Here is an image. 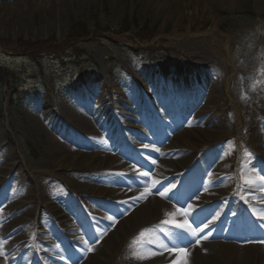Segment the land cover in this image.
I'll use <instances>...</instances> for the list:
<instances>
[{
    "label": "rangeland",
    "instance_id": "1",
    "mask_svg": "<svg viewBox=\"0 0 264 264\" xmlns=\"http://www.w3.org/2000/svg\"><path fill=\"white\" fill-rule=\"evenodd\" d=\"M74 20L86 27L71 31ZM226 37L232 64L216 53L226 54ZM233 65L237 113L225 97ZM198 128L212 136L190 168L161 166L162 153L187 149V131L204 140ZM255 138L264 142V0H0V264H86L76 253L83 242L110 264L102 259H112L116 240L125 251L112 264H182L139 258L159 254L165 224L144 223L125 237L145 218L127 205L132 195L164 192L189 205L192 218L204 205L209 219H222L216 229L231 230L224 209L256 205L264 189V146ZM169 140L178 148L168 150ZM156 142L160 149L148 151ZM95 154L114 163L91 169L104 159ZM153 160L172 172L153 180ZM130 168L138 176L124 177ZM232 253L194 262L232 264Z\"/></svg>",
    "mask_w": 264,
    "mask_h": 264
},
{
    "label": "bare ground",
    "instance_id": "2",
    "mask_svg": "<svg viewBox=\"0 0 264 264\" xmlns=\"http://www.w3.org/2000/svg\"><path fill=\"white\" fill-rule=\"evenodd\" d=\"M213 17L216 20L217 14L214 13ZM214 32H215V30L210 29V30L206 31L205 33L212 35V38L215 39L217 37V35H214L213 34ZM229 41H230V39L226 37L225 38L226 54L220 52L219 50H216V53L220 57L228 60L229 63L231 62V64H232L233 61L230 60V58H231V44H229ZM211 44H212V40H211ZM207 46H208V44H207ZM228 57H229V59H228ZM233 76H234V65L229 69V72H228L227 77H226V81H225L226 82V85H225V95L226 96L225 97H227V100L231 104V107L234 108L235 112L237 113L242 108L238 104V102L236 100H234V98L229 93V84H230ZM148 99L150 100L151 98L148 97ZM206 120L207 119H205V120L203 119L202 123L205 122ZM81 123H82L81 126L84 127V130L93 131L91 128H88V125L85 124V121L82 120ZM243 126H244V123L241 122L238 118L237 125H235V128H234L237 139H238V136H240V134H241L240 130L243 128ZM247 126H249L250 128L255 127L254 124H247L246 127ZM198 130L201 132V135L204 139V140H201V143L196 142V138H197L196 136L195 137L191 136V134H193V133H191V131H193V129L187 131L186 133L189 134V138H188V140H186L185 143L184 142L182 143L184 145L182 147H186L190 151H188L187 149H185V150H180V149L178 150L177 149L178 151H167L165 153L161 152L162 153L161 157H163V155H164V156H167L169 158H167L165 161H163L164 164L160 162V165L163 167H164V165L171 166L173 169H175L174 171H176V170L179 171V170H181L180 167L187 166L189 164V162H191L193 160V158L195 157V155L192 154L194 151H197V150L199 151L201 147H203L205 145L208 146V144H210L209 141H207V140L212 136V135L209 136L210 134H208V131H211V129L202 130L201 128H198ZM186 133L184 132L181 136H179V139L180 140L183 139ZM206 137L208 139H205ZM255 140H256L254 143L255 145L261 146V147L264 146V142L262 139L255 138ZM171 143H172V145L167 147L168 150L169 149L172 150L173 148L174 149L178 148V146L176 147L175 142H171L169 140V144H171ZM155 144H156L155 151L159 150L160 149L159 144H157V143H155ZM72 154L74 157L84 155L83 153L78 152V151L77 152L74 151ZM96 156H98V155H96ZM102 157L104 159H102V160L100 159L101 161H103L101 164H99L96 161L95 163H93V165H91L92 167H90V168L94 169V168L104 167L107 169L110 167L111 163H114V160H115L114 155L110 156L107 154H104V155L101 154L98 156V158H102ZM172 157H175V158H172ZM103 163H104V165H102ZM155 164L158 165L157 162ZM155 164H153V165H155ZM86 165H87V163H86ZM157 165L153 166L155 169V172L157 173L156 175H154L153 173L151 174L153 177V180H159L157 175H160L161 177H165L168 175V173L172 172V171H170L168 173H165L161 169L163 167H161V166L157 167ZM174 171H173V173H174ZM216 171L220 172L219 169ZM219 172L217 173V175L220 174ZM260 184H258V185H260ZM128 194H131V193H128ZM129 196L130 195H127V196H125V198H127ZM142 198H143L142 201H138L137 195H135V196L132 195V200H130L129 204H127V205H137V209H136V211L138 212L137 214L139 216L145 215V218H144V220H142L141 224L137 225L136 227L135 226L130 227L128 229V232L125 235V237H130V239L137 233V231H139L138 228H140L141 226L145 227V226H143V225H145L144 223H147L149 225L150 223L155 224L156 222L163 221L167 216H170V214L173 212V211L167 209L166 207H164L163 204L160 201H158L157 199L150 197V194L148 192H146V194H144V196ZM234 212L238 213L239 210L236 209ZM205 213H207V211ZM133 216H134V214H129L128 218L133 217ZM151 218H154V219H151ZM108 219L112 220L113 217H108ZM112 235H113V232H110L108 236L110 237ZM114 240H116V238H114ZM105 241H107V238L105 239ZM115 243L113 244V241H112V243L109 242L111 248L114 251V254L112 255L111 253L108 252V255L110 254V256H112L111 260L108 259L107 257L103 256L105 258V259H102V261H105L104 263L109 262L110 264H112L113 262H115V260L118 256H120L122 253H124L125 250H122L123 243L121 242L120 246H118L117 240ZM217 246L225 249L226 251L225 250L224 251L217 250L216 249ZM80 247H82V251L80 252V255L85 256V259H87L88 264H103V262L99 263L95 258L96 254L98 252V247L94 246L91 243L87 244L85 242H83ZM182 248L184 249V252L176 253V255H174V253L167 254V258H168L167 260L171 261V262L175 261L177 263L182 262V264H198L195 262H197V261L200 262L201 258H203L204 261L207 260L208 258L214 259L213 257H215L216 253L219 252V254H224V253H228V251L230 249H232L233 250L232 259H235L232 264H264V246H262V245H256V246L251 245V246H245V247H238L235 245H222L220 243H218V244H207V243L202 242L201 239H199V240H196L194 242H190L186 246L183 245ZM153 253L154 254L149 255V256H151V257L154 256V258L157 257L159 260L165 256V255L157 254L156 252H153ZM148 258H150V257H148ZM150 262H152V261H150Z\"/></svg>",
    "mask_w": 264,
    "mask_h": 264
},
{
    "label": "snow or ice",
    "instance_id": "3",
    "mask_svg": "<svg viewBox=\"0 0 264 264\" xmlns=\"http://www.w3.org/2000/svg\"><path fill=\"white\" fill-rule=\"evenodd\" d=\"M261 179L264 180V177H261ZM159 194H160L161 196H163V195H164V192H160ZM181 227H182V226H181ZM192 231H193V234H195V231H196V230L193 229ZM204 238L206 239L207 237H204ZM169 242L173 244V247L176 246L175 241L172 240L171 238H170ZM197 242H198V241H197ZM163 247L167 248V245H163ZM152 254H154V253L147 252V253H144V254L140 255L139 258H141V259H143V258H147L149 255H152Z\"/></svg>",
    "mask_w": 264,
    "mask_h": 264
},
{
    "label": "trees",
    "instance_id": "4",
    "mask_svg": "<svg viewBox=\"0 0 264 264\" xmlns=\"http://www.w3.org/2000/svg\"><path fill=\"white\" fill-rule=\"evenodd\" d=\"M85 27L86 26H85L84 23H82L80 21H75V22H73V24L71 26V31H74L75 30V32H81V29L82 28H85Z\"/></svg>",
    "mask_w": 264,
    "mask_h": 264
}]
</instances>
